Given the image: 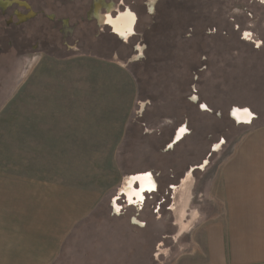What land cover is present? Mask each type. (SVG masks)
<instances>
[{"label": "rangeland", "instance_id": "374dc122", "mask_svg": "<svg viewBox=\"0 0 264 264\" xmlns=\"http://www.w3.org/2000/svg\"><path fill=\"white\" fill-rule=\"evenodd\" d=\"M108 4L112 16L134 12L135 28L113 32L99 15ZM0 9L26 38L0 45V147L116 182L54 264L206 259L196 229L222 214L211 184L248 131L232 110L264 124V0H0ZM147 172L157 191L127 205L125 188ZM187 183L199 217L184 233L174 207Z\"/></svg>", "mask_w": 264, "mask_h": 264}, {"label": "crops", "instance_id": "0c3cea01", "mask_svg": "<svg viewBox=\"0 0 264 264\" xmlns=\"http://www.w3.org/2000/svg\"><path fill=\"white\" fill-rule=\"evenodd\" d=\"M110 5L105 14H99L101 21L120 35V31H130L135 14L120 11L117 17L112 16ZM235 118L245 123L248 131L219 165L211 184L212 197L223 211L196 229L195 250L206 254V259L197 264H264V124L255 125L260 123L255 114L250 121ZM179 139L181 135L175 138ZM147 173L154 188L141 190L138 179L133 180L137 184L134 188L153 192L145 193L142 200L135 198L131 204L128 195L135 190L129 188L131 183L124 192L127 205L140 206L146 194L156 192V180ZM115 186V180L107 175L0 147V264H54L67 239ZM190 187L187 183L182 188L174 207L177 232L176 221L188 222L186 233L199 217L194 209L190 212ZM117 199H112V205Z\"/></svg>", "mask_w": 264, "mask_h": 264}, {"label": "bare ground", "instance_id": "6f19581e", "mask_svg": "<svg viewBox=\"0 0 264 264\" xmlns=\"http://www.w3.org/2000/svg\"><path fill=\"white\" fill-rule=\"evenodd\" d=\"M112 5V4H111ZM110 5V6H111ZM109 7V6H108ZM112 8V6H111ZM113 10V9H112ZM109 13V12H108ZM120 33H125V31H120ZM235 115L242 119L243 121H250L253 118V113L251 112V110H249L248 108H236L235 110ZM254 119V118H253ZM139 180V181H138ZM137 182H140L141 185V190L144 189L145 187H150V188H154L155 183L152 179V177L150 175H148V173L146 174H142L138 177ZM135 189V188H134ZM141 192L142 191H136L133 190L132 193H130L128 196L130 199H132V194L135 193V196L140 197L141 196ZM127 193V192H126Z\"/></svg>", "mask_w": 264, "mask_h": 264}, {"label": "trees", "instance_id": "16d2710c", "mask_svg": "<svg viewBox=\"0 0 264 264\" xmlns=\"http://www.w3.org/2000/svg\"><path fill=\"white\" fill-rule=\"evenodd\" d=\"M0 16L3 17V13L0 9ZM15 29V25L14 24H10L8 22L5 21V19H2L0 21V45H15V46H19V45H24L26 43V38H21V37H17V32ZM24 41V43L20 42V41ZM29 43V42H28Z\"/></svg>", "mask_w": 264, "mask_h": 264}, {"label": "flooded vegetation", "instance_id": "af4514ba", "mask_svg": "<svg viewBox=\"0 0 264 264\" xmlns=\"http://www.w3.org/2000/svg\"><path fill=\"white\" fill-rule=\"evenodd\" d=\"M122 11H125V10H122ZM119 13H120V11H119ZM118 13V14H119ZM134 13V12H133ZM118 14L115 16V17H117L118 16ZM135 14V13H134ZM136 16V15H135ZM129 21H131L132 22V20H131V18L129 19ZM136 22H137V17H136V21H135V24H134V28H135V26H136ZM104 24H108V23H104ZM108 25H110V24H108ZM111 26V25H110ZM111 28H113L112 26H111ZM113 30V32H115L114 31V29H112ZM129 31V30H128ZM133 32H134V30H133ZM115 33H117V32H115ZM133 34V33H132ZM131 35V34H130ZM128 37V36H127ZM233 111V110H232ZM233 114V113H232ZM234 117V116H233ZM235 118V117H234ZM236 119V118H235ZM239 123V122H238ZM178 132V131H177ZM205 161H207V163L205 164ZM208 164V160H204V163L201 165V166H198V168L199 169H201V168H203V166H206ZM154 191H157V188H156V190H154ZM147 192H149V193H151V192H153V191H145L144 192V194L145 193H147ZM129 205H131L130 203H129ZM144 225V224H143Z\"/></svg>", "mask_w": 264, "mask_h": 264}]
</instances>
